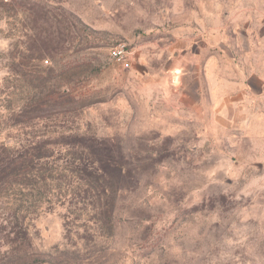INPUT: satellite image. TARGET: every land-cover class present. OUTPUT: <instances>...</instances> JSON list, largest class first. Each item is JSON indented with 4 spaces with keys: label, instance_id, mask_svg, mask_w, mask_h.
<instances>
[{
    "label": "rangeland",
    "instance_id": "374dc122",
    "mask_svg": "<svg viewBox=\"0 0 264 264\" xmlns=\"http://www.w3.org/2000/svg\"><path fill=\"white\" fill-rule=\"evenodd\" d=\"M234 2L0 0V145L63 165L84 141L118 168L100 197L95 164L65 197L47 183L41 264H264V0L247 52ZM9 235L0 264L25 255Z\"/></svg>",
    "mask_w": 264,
    "mask_h": 264
},
{
    "label": "trees",
    "instance_id": "16d2710c",
    "mask_svg": "<svg viewBox=\"0 0 264 264\" xmlns=\"http://www.w3.org/2000/svg\"><path fill=\"white\" fill-rule=\"evenodd\" d=\"M53 96L52 93L49 94L48 100L59 106L64 96L59 98ZM48 146H52V143L47 141L39 144L35 141H25L12 150L0 145V150H3L0 154V225H6L10 231L9 237H14V240H11L13 245L18 244V249L25 253L17 264L42 263L29 251L31 243L28 221L33 220V217L39 213L43 202H50L45 195L48 192V182L56 180L58 185L53 192L58 190L61 197H65L67 192H73V189L69 187L72 181L68 176L83 172V168L77 166L84 165L87 169L88 166L92 167L95 164L92 167L93 172L88 175L90 180L83 181L85 182L83 185L88 187L90 185L100 197L102 194L105 195L108 184L118 169L113 161L106 159V164L103 157H96L95 161L89 162L93 156L84 153L90 150V146L84 141L68 144L72 150L81 147L84 152L66 156L63 159V165H58V159L54 155L43 153ZM96 165L98 167L95 168Z\"/></svg>",
    "mask_w": 264,
    "mask_h": 264
},
{
    "label": "crops",
    "instance_id": "0c3cea01",
    "mask_svg": "<svg viewBox=\"0 0 264 264\" xmlns=\"http://www.w3.org/2000/svg\"><path fill=\"white\" fill-rule=\"evenodd\" d=\"M252 11L253 6H251L250 2L247 4L246 0H235L229 12V21L234 23L235 39L238 44L246 48L245 52H247V47L253 44L254 20ZM260 22L261 29H263L264 16L260 18Z\"/></svg>",
    "mask_w": 264,
    "mask_h": 264
},
{
    "label": "built area",
    "instance_id": "2783aa9c",
    "mask_svg": "<svg viewBox=\"0 0 264 264\" xmlns=\"http://www.w3.org/2000/svg\"><path fill=\"white\" fill-rule=\"evenodd\" d=\"M118 54H120V55L123 54V51L122 50L118 51Z\"/></svg>",
    "mask_w": 264,
    "mask_h": 264
}]
</instances>
